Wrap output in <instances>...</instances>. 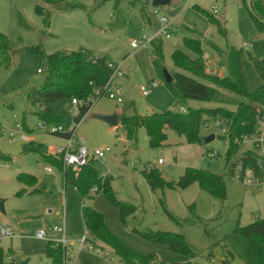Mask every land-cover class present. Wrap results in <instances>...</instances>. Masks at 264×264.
<instances>
[{
    "label": "rangeland",
    "instance_id": "obj_1",
    "mask_svg": "<svg viewBox=\"0 0 264 264\" xmlns=\"http://www.w3.org/2000/svg\"><path fill=\"white\" fill-rule=\"evenodd\" d=\"M78 1L86 10H53L50 23L45 27L43 17L34 11L35 3H40L38 0H0V32L8 39L12 59L8 67L0 69V154L7 156L0 157V197L4 199L0 226L3 224L13 231L12 236L0 235L5 260L51 264L46 256L47 244L61 238L52 228L64 224L65 248L67 257L70 256L65 264H123L111 248L100 241L88 244L93 250L79 247V238L87 234L81 211L84 206L100 212L110 232L129 248L141 254L154 253L160 261L256 264L250 242L236 228L264 217V183L248 186L227 174L232 163H235V171L240 170L239 158L248 151V146L240 145L227 160L228 131L224 123L209 119L201 128L203 142L200 144L187 143L166 128V140L153 148L148 144L144 127L137 129V140L133 143L125 137L119 122L108 125L101 120L104 114L115 113L120 117L121 114L180 110L178 103L172 101L161 71L192 76L176 67L171 57L176 49L190 58L195 57L183 43V38L190 36L189 30L201 35L205 73L229 75L228 57L231 51H236L245 85L249 91L255 90L261 79L249 54L264 56V31L256 29L244 5L253 10L252 0H170L157 6L152 5V0ZM260 2L264 9V0ZM16 11L23 24L15 19ZM205 12L212 13L216 21ZM161 18L171 22L175 29L169 37L159 33L163 26ZM43 29L51 35L41 39ZM143 36L154 40L145 46L131 47V41ZM40 41L48 53L61 49L84 50L92 57L107 55L120 66L121 73H115L112 82L120 87L118 96L122 102L106 95L94 101L77 128V137L89 151L103 153L104 161H93L94 168L104 175L102 178L107 179L118 200L135 206V211L123 219L119 208L105 193H95L92 188L82 197L72 184L63 182L59 168L51 159L37 152L53 154L55 145L65 143L64 137L41 130L38 124L55 123L62 125L64 131L74 125V112L67 100L55 104L56 115L61 118L56 122L39 119L30 112L26 92L41 84L42 74L38 72V58L22 49ZM158 42L160 52L152 47ZM152 81L159 84L143 96L140 87ZM216 89L209 101L186 100V104L234 110L243 99L230 90ZM16 126L19 131H14ZM12 131L14 135L10 137ZM209 134H214V139L205 143ZM106 148L109 150L105 151ZM250 151L260 155V150ZM158 158L162 159V164L157 163ZM148 164L154 165L149 170L158 171L164 182L174 183V186L152 189L142 173L148 170ZM47 165L51 171L46 169ZM187 168L222 175L223 195L202 190L197 181L179 187L177 182ZM246 168L250 167H242ZM23 172L35 175L33 185L19 180L18 175ZM39 230H45L48 237L37 238L35 233ZM156 230L184 234L196 255L190 257L172 251L136 232ZM107 250L108 255L103 256Z\"/></svg>",
    "mask_w": 264,
    "mask_h": 264
},
{
    "label": "trees",
    "instance_id": "obj_2",
    "mask_svg": "<svg viewBox=\"0 0 264 264\" xmlns=\"http://www.w3.org/2000/svg\"><path fill=\"white\" fill-rule=\"evenodd\" d=\"M35 3L34 11L43 17L44 26H48L51 20L52 11L67 12L73 9H84L86 7L78 0H38ZM244 3V1H243ZM101 4V1H99ZM247 8L250 18L256 29L264 31V9L260 0H252V9ZM142 11V17H144ZM210 15L213 20L216 19ZM17 22L23 24V19L19 12H15ZM41 39L51 35L47 29L41 30ZM190 36L183 38L186 48L195 53L194 58H190L184 51L176 49L171 57L176 67L187 71L192 76L181 72L171 74L172 81L166 86L169 88L172 101L178 103L179 111L165 110L162 112H152L150 114H134L119 117L120 127L125 137L133 143L136 142V133L139 127H144L148 136L150 147H158L166 140V128L173 130L181 136L187 143H202L201 128L206 125L209 119L220 121L226 125L228 131V145L225 152L227 160L235 154L239 147L237 141L243 134L252 132L255 129L257 116L264 111V56H253L249 58L253 63L256 73L261 79V84L253 91H249L244 79L239 72L238 52L231 51L228 57L229 75L218 76L203 71L204 62L201 49V35L189 30ZM156 52L161 51V43H153ZM22 50L34 54L39 60L38 72L42 74V81L38 87H31L26 92V100L30 107V112L39 119L47 122H56L61 118L56 115L54 106L60 100L70 102L76 98L82 105L79 106V116L87 113L92 105V98L96 92L101 90L113 73V68L108 66L111 62L107 55L92 57L89 52L84 50H56L46 52L43 41L39 44L24 47ZM10 45L5 34L0 32V69L6 68L11 63ZM162 75V71H161ZM197 78H202L209 83H203ZM216 88L227 89L239 95L243 99L238 103L234 110L223 107L206 108L191 107L186 104V100L209 101ZM183 109V110H182ZM69 132L58 133L62 137L68 136ZM42 156L49 157L51 162L59 168L63 182L70 183L81 194L82 197L96 187L95 193L103 192L110 202L119 208L120 217L132 214L135 206L122 202L116 198L107 179L102 178L90 160L86 165L75 170L72 167H64L61 157L51 153L37 151ZM0 157H7L0 154ZM241 166L250 167L257 170L258 163L264 165V155L259 156L248 150L240 156ZM261 159V161H259ZM234 164L227 174L230 176L234 172ZM143 175L147 179L152 189L166 185L173 187L174 183L164 182L161 174L156 170H143ZM20 181L27 184H34L35 175L31 173H20ZM104 179V180H103ZM197 181L200 188L214 195H223L224 181L223 176L210 172L209 170L187 168L180 177L177 185L181 188L189 183ZM83 224L87 230L90 241H100L107 245L121 259L123 264H198L192 261L186 262H164L157 259L154 253L141 254L129 248L125 243L118 239L106 227L104 216L95 209L82 207ZM169 214V213H168ZM169 216L172 218L171 214ZM236 230L250 242L256 264H264V217L256 218L251 223L244 226H237ZM146 240L153 241L166 246L168 249L194 257L195 252L189 247L184 234L164 230L136 231ZM46 256L51 264H64L63 248L57 242L51 241L46 247ZM0 264H14L13 261H6L3 250L0 247ZM24 264V262H23ZM227 264V263H224Z\"/></svg>",
    "mask_w": 264,
    "mask_h": 264
},
{
    "label": "built area",
    "instance_id": "obj_3",
    "mask_svg": "<svg viewBox=\"0 0 264 264\" xmlns=\"http://www.w3.org/2000/svg\"><path fill=\"white\" fill-rule=\"evenodd\" d=\"M215 11V9H213ZM161 23L163 24L160 34L165 35L166 37H169L175 29L172 27V23L168 22L165 18H161ZM154 38H146L143 36L140 40H133L131 41V47L137 48L139 46H145L148 43L153 42ZM108 66L113 68V73L108 78L107 82L103 85L102 89L96 92V95L92 98V103L99 99L101 96L106 95L109 98L115 99L118 102H122L121 98L118 96V93L120 91V87H115L112 82L113 75L115 73H121L120 66L117 64H114L113 62L108 63ZM159 84L158 81H152L151 83L147 85H143L140 87L141 94L143 96H146L151 89L155 88ZM71 110L74 112L73 115V127L68 131V136L64 137L65 143L63 145H55L53 149V154L55 156L61 157L63 161L64 167H72L73 169L77 170L80 167L86 165L90 160H101L104 161L105 157L103 156V153L101 151L92 152L89 151V149L79 140L77 137V128L79 124L84 119V115L79 116L77 119H74V117L79 115V106L82 105V102L77 100L76 98H72L70 103ZM183 110V109H182ZM41 130H46L51 133H63L67 132L64 131V128L62 125H57L55 123H46L45 124H38L37 126ZM14 131H19V126H16L13 128ZM14 131L10 133V137L14 135ZM237 143L240 145H247L248 150H260L258 151L259 156L264 155V111L260 113L257 116L256 123H255V129L252 132L243 134L241 138L237 141ZM109 148H106L105 151H108ZM261 161V159H259ZM158 164H162L163 161L161 158H158L157 160ZM153 164L146 165V169L153 168ZM258 169L254 170L253 168H246L242 169L240 167L239 171L233 172V177H236L237 179L241 180L245 185L248 186H259L264 183V165L260 162L258 163ZM47 170L50 171V168L47 167ZM102 177L104 175H101ZM94 190H96V187H93ZM64 220V216L62 217ZM52 231L57 232L61 235V238L59 240H56L58 244H60L63 247V256H64V264L66 263V259L70 258V256L67 257L66 253V242H67V236L65 232L64 224L62 226H53ZM0 235L1 236H12L13 231L6 227L5 225L0 226ZM37 238L44 239L47 238V232L45 230H39L35 233ZM91 241L89 239V235L86 234L79 238V247L85 248L86 246L93 250L92 245L90 244ZM97 251H100L98 249H95ZM108 255V250L104 252L103 256Z\"/></svg>",
    "mask_w": 264,
    "mask_h": 264
},
{
    "label": "water",
    "instance_id": "obj_4",
    "mask_svg": "<svg viewBox=\"0 0 264 264\" xmlns=\"http://www.w3.org/2000/svg\"><path fill=\"white\" fill-rule=\"evenodd\" d=\"M170 0H152V5L157 6V5H164L169 3ZM162 75L164 78L165 83H170L172 81V76L170 73H168L166 70H162ZM101 120L108 125H117L119 122V115L118 114H104L101 116ZM212 139H214V134H209L205 139L204 142L208 143ZM0 211L4 212V199L0 197ZM23 261L17 260L14 264H22Z\"/></svg>",
    "mask_w": 264,
    "mask_h": 264
},
{
    "label": "crops",
    "instance_id": "obj_5",
    "mask_svg": "<svg viewBox=\"0 0 264 264\" xmlns=\"http://www.w3.org/2000/svg\"><path fill=\"white\" fill-rule=\"evenodd\" d=\"M218 75H219V76H222V74H220V73H218ZM45 167H46V169H47V167H49V168H50V171L52 170V169H51V167H50V166H48V165H47V166H45Z\"/></svg>",
    "mask_w": 264,
    "mask_h": 264
}]
</instances>
